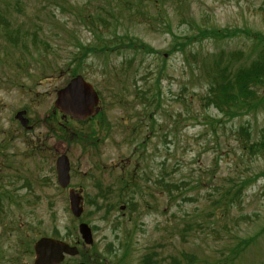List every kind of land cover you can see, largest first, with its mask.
<instances>
[{
	"label": "rangeland",
	"instance_id": "rangeland-1",
	"mask_svg": "<svg viewBox=\"0 0 264 264\" xmlns=\"http://www.w3.org/2000/svg\"><path fill=\"white\" fill-rule=\"evenodd\" d=\"M263 3L190 0L189 15L196 23L209 25L207 28H249L264 34ZM114 4V0H0V12L9 29L29 35L23 39L29 44L24 45L27 50H14L0 42L2 57L6 54V60L0 61V192L12 195L4 220H0V264H32L33 256L25 247L40 235L78 241L79 222L86 223L93 235L91 246L79 245L89 264H137L150 251L156 253L157 260H164L163 264L182 252L193 258L191 264L264 261V234L260 235L264 229V155L245 159L234 139V132L245 125L256 138L264 128V110L230 120L213 109L198 108L205 87L199 69L201 57L219 49L247 52L250 38L241 34L224 41L203 38L187 48L197 56L193 60L188 52L184 56L176 51L185 25L175 3H166L167 22L177 35L175 42L160 24L150 27L119 20V34L136 37L149 51L89 58L82 75L105 101L117 93L120 101L131 107L115 101L117 105L110 107L103 100V128L96 117L81 125L69 120V134L90 138L94 146L87 149L55 136L60 135L56 128L67 123L53 107L56 92L68 78L63 71L65 63L77 44L96 43L89 22L93 19L99 24L98 18ZM44 43L50 47L45 53L38 48ZM20 53L29 66L25 75L14 65L20 61ZM132 57L131 64L127 63ZM49 66L51 70L63 69L51 75ZM159 69L164 70L159 99L154 108H148L135 98V84L141 90L154 86ZM156 91L153 87L152 92ZM151 96L149 92L147 97ZM19 110H26L30 131L14 119ZM53 110L56 120L45 122ZM137 120L144 125L155 122L148 140L142 130L134 132ZM62 153L69 158L70 185L80 188L83 196L80 218H74L69 210L67 190L56 184L54 163ZM134 169L139 188L125 195L133 185L122 190L121 177L125 181ZM164 176L167 188L160 187ZM243 178H253V182L244 190L239 206L223 210L211 203L218 197L217 186ZM100 193L105 198L99 197ZM131 200L135 209L127 206ZM109 205H114L112 211ZM249 237H253L251 244L231 255L239 240ZM19 238H24L23 242ZM126 239L128 253L115 258L113 248ZM80 258L81 254L64 264H76Z\"/></svg>",
	"mask_w": 264,
	"mask_h": 264
},
{
	"label": "trees",
	"instance_id": "trees-1",
	"mask_svg": "<svg viewBox=\"0 0 264 264\" xmlns=\"http://www.w3.org/2000/svg\"><path fill=\"white\" fill-rule=\"evenodd\" d=\"M168 1L172 4L175 3L178 6L177 14L180 22L185 25L183 33L180 35V40L182 42L176 44L178 47L176 51L184 54V56L186 52H188L189 57L196 60L197 56L188 51L187 48L195 42H200L203 38L214 41H224L231 40L232 37L241 34L251 39V45L247 52L240 48L229 51L219 49L218 51L211 52L209 55L212 57L211 59L208 55L201 57L199 69L202 72V79L204 80L205 87L203 94L198 98V108L213 109L222 117L230 120L243 115L254 114L259 110H264V34L258 30H252L249 28L229 30L213 27L207 28L205 26L209 25L198 24L189 15L190 0H114L115 4L104 10L105 14H102V18H98L99 24H96L93 19L89 22V25L92 27V37L96 38V43L93 45L79 43L75 46V50L71 51L70 56L65 63V69L63 70L65 75L68 76L65 84L73 76L83 74V69L89 58L93 59L99 56L106 58L115 56V54H125L126 52L133 53L134 55L137 53L145 54V50L149 51L148 46H145V44L136 37L129 35L127 32L119 34L116 29L119 20L122 21L123 19H129L132 22L136 21V23L147 24L150 27L160 24L172 35L173 42H175L177 35L172 34L171 27L167 22V18L170 16L166 7ZM260 11H262L263 14L261 13V16L264 18V3L260 6ZM164 19H166V21H164ZM0 26L2 27L0 30V42H6L9 46L13 47L14 50H17V47L27 50L24 45L29 46V44L23 42V39L29 36L28 33L26 31L21 32L19 29H9L8 23L3 19L1 12ZM33 37L34 42H37L35 33ZM38 48H43V53H45L46 49H49L50 47L44 43L39 45ZM153 54L156 55L157 52H154ZM2 56L3 54L0 53L1 62L3 59L6 60V54L4 57ZM132 60L133 57L129 59L127 63L131 64ZM14 65L21 74H26L28 63L22 53H20V61H16ZM46 66H48V64L41 68V72L46 71ZM48 69L51 71L50 74L54 75L56 71H61L63 68L58 67L57 70L55 68L51 70L49 66ZM163 72L164 70L159 69L154 77V86H147L144 88L145 90H141V88L134 83L136 90L135 98H139V101L145 107L149 108L157 104L159 99L158 93L160 92L159 83L163 78ZM102 73H105L104 69ZM146 80L147 78H145V82ZM153 87H156L157 89L155 93L152 92ZM149 92L152 94L151 97H147ZM98 95L100 98V110L96 118H99L100 122L102 121L103 128V100L105 101V99H103L100 92H98ZM120 98L121 97L117 93H113L110 96V101H105L106 105L111 107L120 103L131 107L130 104H124L121 102ZM158 106L159 104L157 107ZM54 116L55 114L53 110L49 115L50 119L48 120L45 118L44 121L54 122L56 120ZM151 122V124L144 125L141 120H137L134 132L138 134L139 131H143L141 135L144 136L145 140H148L147 133L153 130V125L155 124L154 121ZM57 130L60 131V135H55L58 139L69 143H80L83 148L87 147V143L84 142L88 139H83L81 133L76 135L69 134L68 129L65 126H58ZM234 139L237 142V147L241 154L245 156V159L256 160L264 155V128L261 129L257 137L254 138L248 125L239 126L234 132ZM137 140L138 137L133 142H137ZM123 165L124 164H122V166ZM135 170L136 169L133 170V173H131L125 181L124 178L121 177V180L124 182L122 190H127L130 184L133 185L125 195H128L129 192H134L139 188V183L135 182V177L137 175V171L135 172ZM262 174L264 175V173ZM252 180L253 178H248L247 180L245 178L241 180L238 179L236 182L234 180L230 182L229 180L226 184H223L224 186H217L216 191L218 197L212 199L211 203L223 210L239 206L243 199L244 190L253 182ZM165 183L167 182L164 176V180L160 182V187L165 186L164 188H167ZM11 196L10 192L4 190L0 192V220H4L6 215V205L8 203L7 200H11ZM99 197L105 198L103 193H100ZM103 201L105 202L107 200ZM91 203L94 204L97 202L91 201ZM127 206L134 209L136 208V204L132 200ZM113 209L114 205H109L108 210L112 211ZM225 217H227V215H225ZM262 234H264V229L260 232V235ZM51 237L60 239V236L58 235L52 234ZM23 239L24 238H19V242H23ZM33 241L34 240L31 242L33 243ZM252 241L253 237L239 240L238 244L235 245L233 254L231 255H238L239 252L246 249ZM31 242L25 247V252L28 255H32ZM21 245L23 244L21 243ZM129 249V241L127 239L124 241L119 240L117 247L113 248V252L116 253L114 257L118 258L120 255L124 257ZM80 254L82 261L89 264L90 262L84 255V252H81ZM179 255V258L171 257L169 264L192 263L193 258L187 253L182 252ZM163 261L164 260H157L156 253L150 251L143 254L137 264H163ZM258 264H264V261H261Z\"/></svg>",
	"mask_w": 264,
	"mask_h": 264
},
{
	"label": "water",
	"instance_id": "water-1",
	"mask_svg": "<svg viewBox=\"0 0 264 264\" xmlns=\"http://www.w3.org/2000/svg\"><path fill=\"white\" fill-rule=\"evenodd\" d=\"M98 102V96L92 86L81 76L77 75L56 92L53 105L63 114V117L71 116L76 120H85L98 112ZM24 115L25 111H19L15 115V119L26 127L28 120L24 118ZM55 173L57 184L61 188H66L70 180L69 161L66 155L62 154L56 159ZM81 199L82 197L79 193L72 189L68 191L69 209L76 218L80 217L83 210ZM78 232L84 244H92V234L87 224L80 223ZM33 252L34 259L32 264H59L65 255L75 256L78 253L76 247L49 237L38 239L33 245Z\"/></svg>",
	"mask_w": 264,
	"mask_h": 264
}]
</instances>
